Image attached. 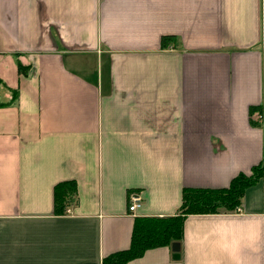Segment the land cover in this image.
I'll return each instance as SVG.
<instances>
[{"label":"crops","instance_id":"crops-1","mask_svg":"<svg viewBox=\"0 0 264 264\" xmlns=\"http://www.w3.org/2000/svg\"><path fill=\"white\" fill-rule=\"evenodd\" d=\"M0 83V264H100L264 160V0H0ZM178 243L126 264H264V178Z\"/></svg>","mask_w":264,"mask_h":264},{"label":"trees","instance_id":"trees-1","mask_svg":"<svg viewBox=\"0 0 264 264\" xmlns=\"http://www.w3.org/2000/svg\"><path fill=\"white\" fill-rule=\"evenodd\" d=\"M172 42L165 37L163 46ZM21 71L23 67L18 65ZM7 89L0 83V107L9 106L15 100V93L10 92V99L3 97ZM264 178V160L250 168L249 173H240L231 179L227 187L220 189H183L181 205L174 216L163 218H136L134 221L130 246L128 249L104 257L100 264H126L142 256L145 250L159 246H168L180 242L182 222L190 214H213L220 211H232L240 205L245 188ZM76 184L72 181L58 183L53 188V214L64 215L76 199Z\"/></svg>","mask_w":264,"mask_h":264},{"label":"built area","instance_id":"built-area-1","mask_svg":"<svg viewBox=\"0 0 264 264\" xmlns=\"http://www.w3.org/2000/svg\"><path fill=\"white\" fill-rule=\"evenodd\" d=\"M141 206V198L138 194H132L128 198V211L133 213Z\"/></svg>","mask_w":264,"mask_h":264},{"label":"water","instance_id":"water-1","mask_svg":"<svg viewBox=\"0 0 264 264\" xmlns=\"http://www.w3.org/2000/svg\"><path fill=\"white\" fill-rule=\"evenodd\" d=\"M179 249H180V247H179V243L178 242L171 243V251L173 253L172 257L174 259H177L179 257V254H178L179 253Z\"/></svg>","mask_w":264,"mask_h":264}]
</instances>
